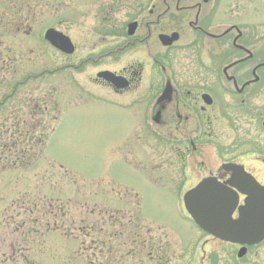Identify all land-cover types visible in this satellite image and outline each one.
<instances>
[{
  "label": "rangeland",
  "instance_id": "rangeland-1",
  "mask_svg": "<svg viewBox=\"0 0 264 264\" xmlns=\"http://www.w3.org/2000/svg\"><path fill=\"white\" fill-rule=\"evenodd\" d=\"M93 2L0 0V264H264V247L239 258L238 247L201 231L183 204L223 164L264 180V83L258 98L252 89L253 71L264 73V0L227 2L220 27H201V38L187 27L173 50L158 49L176 88L214 101L201 124L202 154L178 159L175 171L153 140L127 141L138 121L95 86L98 71L137 63L143 84H165L146 46L118 62H83L108 50L107 5L120 8L118 21L133 17L123 0ZM50 28L73 39L74 56L45 41ZM243 36L247 46L238 43ZM134 157L145 172L129 165Z\"/></svg>",
  "mask_w": 264,
  "mask_h": 264
},
{
  "label": "flooded vegetation",
  "instance_id": "flooded-vegetation-1",
  "mask_svg": "<svg viewBox=\"0 0 264 264\" xmlns=\"http://www.w3.org/2000/svg\"><path fill=\"white\" fill-rule=\"evenodd\" d=\"M96 1L97 0H94L93 7L96 6ZM119 1L120 0H116V3H119ZM123 1L126 5H119L123 6L124 9L132 11L133 17L128 21H118L112 16L116 11H120V8L116 9L115 3L107 5L106 23H103L101 27L103 30H106V25H108L107 33L111 40L107 42L103 39V43L107 45L108 50L105 53L97 55V57H88V59L83 62L84 64H87V62L98 63L106 58H111L113 59V62H118L122 55L124 56L129 51L136 49L139 46H146L145 50L148 57L160 68V77H165V84H163V81L160 85L143 84L144 67L142 64L137 63L138 67H135L134 65H123L108 67L107 69L98 71L96 73L95 86L101 88L100 91L101 93L103 92L102 96H105L103 99H106L107 102L114 104L121 109L130 110L134 118L138 121L137 128H133L126 137L127 141L129 139L141 142H144L145 140H153L155 153H158V155L160 154L161 156L163 148L169 152V157L165 156L166 164H168L169 167L171 166L175 171L176 166L173 165L175 161L178 159L185 161L189 156L200 154L201 151H203L202 142L206 134L204 131L205 126L204 124L201 126V124L204 118L209 120L208 107L212 106L214 101L212 97L207 94H202L193 99L192 94L189 91L184 92L185 90L180 91L176 88L171 82L170 77H168L169 75L166 73V68L163 65L161 57L162 51L159 52L158 49L165 48L166 51L173 50L182 40L187 27L194 29L197 28L198 32L196 33L199 34L198 37L200 38L203 37V34L200 31L201 27H207V31H210L211 27H220L222 25L221 23H223L221 18L225 14L224 7L227 2H231L232 0ZM233 1L238 3L240 0ZM167 11H170L171 15L164 19V13ZM169 22L172 23L169 24ZM165 23L168 24L163 26ZM171 26L174 27V29L171 31L167 30V27ZM255 27L257 28L258 26ZM15 28L16 31H22V26L20 25H15ZM55 30L68 37L74 47V52L72 54L57 50L64 56H74L79 48L73 42V39L64 31ZM164 36L168 37L167 39H164L166 42H168L173 36H176L178 40L170 45H166L163 41ZM245 36H243L238 42L240 45L247 46V44L242 41L245 40ZM205 37L206 35L204 38ZM113 40H117V42ZM229 40L230 44L233 45L234 38H229ZM222 43L221 41H218L217 45H222ZM237 49L241 51L239 48ZM241 57H238V59ZM106 72L119 78L122 83L115 84L101 78L100 74ZM253 72V75L255 76L253 80L255 84L252 86L253 97L258 98L260 96V88L264 83V73L262 69H255ZM168 85L170 86V93L168 95V99L170 100H161ZM224 85H226V83ZM205 97L209 98L211 104L207 103ZM260 112L261 111H259V113ZM195 126L196 128H194ZM195 129H197L199 133V139H195L193 136V133L196 131ZM128 152L130 151L128 150ZM126 154L130 156V154L133 153ZM142 160L141 157L138 159L134 157L131 161H136V163H130L129 165H136L134 166L135 169L145 172V170L142 169L145 167ZM257 161L264 164V157L262 159H259L258 157ZM223 166L224 164L215 173L209 172V175L204 177L200 182L208 178H215L218 182L230 187L229 180L232 178L233 172L223 168ZM249 173L260 185L264 186V180H261L251 172ZM245 199L246 197L240 196V205H244ZM237 216L238 212L235 214V217ZM229 245L238 247V253L243 250L245 257L251 249L264 247V238L258 244L252 246Z\"/></svg>",
  "mask_w": 264,
  "mask_h": 264
},
{
  "label": "water",
  "instance_id": "water-1",
  "mask_svg": "<svg viewBox=\"0 0 264 264\" xmlns=\"http://www.w3.org/2000/svg\"><path fill=\"white\" fill-rule=\"evenodd\" d=\"M167 38L163 37L166 45L178 40L174 36L166 42L164 39ZM45 39L60 51L67 54L74 52L71 40L53 29L46 32ZM100 77L115 84L122 83L119 78L108 72L100 74ZM169 93L170 86L166 88L161 100H167ZM205 99L211 104L208 97ZM224 168L234 172L230 185L247 197L245 206L238 208V194L220 184L215 178H210L184 196L185 207L194 222L215 238L239 245L257 244L264 238V187L241 166L229 165ZM237 208L239 217L234 219ZM240 256H243V253H240Z\"/></svg>",
  "mask_w": 264,
  "mask_h": 264
}]
</instances>
